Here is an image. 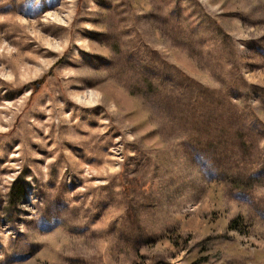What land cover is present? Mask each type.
Instances as JSON below:
<instances>
[{
  "label": "rangeland",
  "instance_id": "374dc122",
  "mask_svg": "<svg viewBox=\"0 0 264 264\" xmlns=\"http://www.w3.org/2000/svg\"><path fill=\"white\" fill-rule=\"evenodd\" d=\"M0 264H264V0H0Z\"/></svg>",
  "mask_w": 264,
  "mask_h": 264
},
{
  "label": "bare ground",
  "instance_id": "6f19581e",
  "mask_svg": "<svg viewBox=\"0 0 264 264\" xmlns=\"http://www.w3.org/2000/svg\"><path fill=\"white\" fill-rule=\"evenodd\" d=\"M22 10H21V13H22ZM52 105L55 108V106H56L55 102H53ZM70 106H71V103H66L63 108L61 107V109H62V111H67V110L70 109ZM79 111H81V108L77 109V107L75 106V108L72 109L71 117H74L76 115H81L79 113ZM91 117H94V116H91ZM82 118H83V116H82ZM86 118H87V116H86ZM73 123H75V122H73ZM25 127H26L25 136L22 137L23 141L29 139L31 134H33V136H35V137H39L42 134V128H37L34 124L31 125V126L29 125V127L28 126H25ZM84 131H83V128H82V122L81 121H78L76 124H72V125H70V124L66 125V124H64V121H62V122L60 121V122H57L56 124H53L52 127L50 128V130L48 131L49 133H48L47 136L51 138V141H54V139H55L56 140V142H55L56 145L52 149L48 150V155L50 156L53 153H55L56 151H59L61 153L63 151L61 144L67 139V137L72 138L71 136L74 134L76 136V138H79V135L82 134ZM57 137L59 138V140L57 139ZM45 138L46 137L41 138L40 142H38L39 151L45 150L47 145H48V143L45 142ZM76 138L74 140H77Z\"/></svg>",
  "mask_w": 264,
  "mask_h": 264
},
{
  "label": "trees",
  "instance_id": "16d2710c",
  "mask_svg": "<svg viewBox=\"0 0 264 264\" xmlns=\"http://www.w3.org/2000/svg\"><path fill=\"white\" fill-rule=\"evenodd\" d=\"M235 224H236V223H234V226H236Z\"/></svg>",
  "mask_w": 264,
  "mask_h": 264
}]
</instances>
